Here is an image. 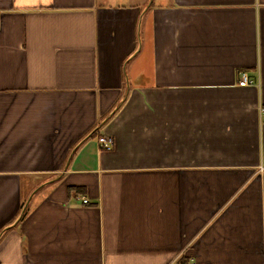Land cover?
Listing matches in <instances>:
<instances>
[{
    "label": "crops",
    "instance_id": "crops-1",
    "mask_svg": "<svg viewBox=\"0 0 264 264\" xmlns=\"http://www.w3.org/2000/svg\"><path fill=\"white\" fill-rule=\"evenodd\" d=\"M262 109L264 0H0V264H264Z\"/></svg>",
    "mask_w": 264,
    "mask_h": 264
},
{
    "label": "built area",
    "instance_id": "built-area-1",
    "mask_svg": "<svg viewBox=\"0 0 264 264\" xmlns=\"http://www.w3.org/2000/svg\"><path fill=\"white\" fill-rule=\"evenodd\" d=\"M254 81L250 77L243 73L240 77L239 85L242 87L253 85ZM262 115H264V109H262ZM99 145L105 151H111L113 149L114 140L111 136H102L98 138ZM84 204H88V199H83Z\"/></svg>",
    "mask_w": 264,
    "mask_h": 264
},
{
    "label": "rangeland",
    "instance_id": "rangeland-1",
    "mask_svg": "<svg viewBox=\"0 0 264 264\" xmlns=\"http://www.w3.org/2000/svg\"><path fill=\"white\" fill-rule=\"evenodd\" d=\"M27 193V194H26ZM23 194L25 195H27L26 196V198H25V201H26V199H29L30 198V190L29 189H27V188H25V185L23 186Z\"/></svg>",
    "mask_w": 264,
    "mask_h": 264
},
{
    "label": "trees",
    "instance_id": "trees-1",
    "mask_svg": "<svg viewBox=\"0 0 264 264\" xmlns=\"http://www.w3.org/2000/svg\"><path fill=\"white\" fill-rule=\"evenodd\" d=\"M23 208H24V205L22 206V210H23ZM25 216H26V212H24V215L22 216V218H21V219H24V218H25Z\"/></svg>",
    "mask_w": 264,
    "mask_h": 264
}]
</instances>
